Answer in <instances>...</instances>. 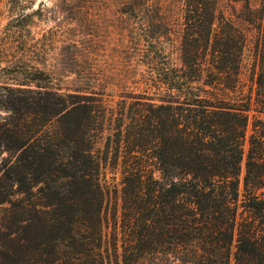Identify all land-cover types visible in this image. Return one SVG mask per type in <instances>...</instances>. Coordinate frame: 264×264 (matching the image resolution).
<instances>
[{
  "label": "trees",
  "instance_id": "1",
  "mask_svg": "<svg viewBox=\"0 0 264 264\" xmlns=\"http://www.w3.org/2000/svg\"><path fill=\"white\" fill-rule=\"evenodd\" d=\"M181 2L179 68L159 48L145 61L158 96L114 109L38 70H9L0 264H264V121L249 115L264 113V0H245L236 19L218 0ZM147 22L156 44L168 40ZM247 64L254 98H217ZM107 167L121 168L120 188Z\"/></svg>",
  "mask_w": 264,
  "mask_h": 264
},
{
  "label": "rangeland",
  "instance_id": "2",
  "mask_svg": "<svg viewBox=\"0 0 264 264\" xmlns=\"http://www.w3.org/2000/svg\"><path fill=\"white\" fill-rule=\"evenodd\" d=\"M181 1L0 0V86L9 83L5 78L12 77L9 70H38L54 87L94 91L114 109L121 101L129 106L137 98L158 96L147 84L146 78L156 74L145 61L159 48L162 61L179 68L175 33L181 21ZM248 2L253 9L261 8L262 0ZM132 3L135 14L123 13V6ZM244 4L245 0H218L217 8L236 19ZM148 20L163 23L168 40L159 38L156 44ZM249 77L247 64L236 91L217 98L231 103H239L250 93L254 98L255 85ZM252 114L264 121V113ZM105 176L110 187L120 188V167H107Z\"/></svg>",
  "mask_w": 264,
  "mask_h": 264
}]
</instances>
